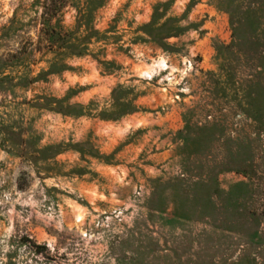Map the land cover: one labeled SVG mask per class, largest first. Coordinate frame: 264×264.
<instances>
[{"label":"rangeland","instance_id":"374dc122","mask_svg":"<svg viewBox=\"0 0 264 264\" xmlns=\"http://www.w3.org/2000/svg\"><path fill=\"white\" fill-rule=\"evenodd\" d=\"M43 1L0 0V264H264V0H66L51 49Z\"/></svg>","mask_w":264,"mask_h":264},{"label":"trees","instance_id":"16d2710c","mask_svg":"<svg viewBox=\"0 0 264 264\" xmlns=\"http://www.w3.org/2000/svg\"><path fill=\"white\" fill-rule=\"evenodd\" d=\"M65 2L66 0H60L59 3H57L56 0H45L42 2L43 21L41 24L43 28L41 31L44 33L45 37L41 39L45 40L47 48L51 49L56 44L63 43L67 36V33L57 30V28L52 25L53 19L62 11Z\"/></svg>","mask_w":264,"mask_h":264}]
</instances>
